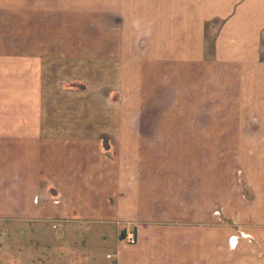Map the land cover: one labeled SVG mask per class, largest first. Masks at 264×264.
I'll list each match as a JSON object with an SVG mask.
<instances>
[{
  "label": "crops",
  "instance_id": "crops-1",
  "mask_svg": "<svg viewBox=\"0 0 264 264\" xmlns=\"http://www.w3.org/2000/svg\"><path fill=\"white\" fill-rule=\"evenodd\" d=\"M64 7L52 0H0V79H8L0 82V103L7 104L0 109V264H264V153L257 152H264V0H103L102 9L89 6L110 21L118 16V32H104L103 53L105 71L119 72L115 86L122 88L126 72L140 71L141 92L166 77L173 92L190 87L196 102L203 93L200 118L220 122L191 128L192 140L220 136L211 142L221 145L231 135V151L241 152L254 189L248 204L222 159L176 158L192 148L187 138L176 143L167 137V158L153 157L159 149L137 141L142 157L135 158L127 138L106 137L113 132L95 140V130L42 125V94L33 95L32 84L17 94L10 79L27 68L25 56L36 51V41L39 54L47 48L41 47L47 32L21 31L17 24H46L48 11ZM17 39L24 46L17 47ZM118 91L106 98L110 107L122 104ZM245 113L257 120L246 131L239 125ZM214 203L259 240L260 249L242 243L248 260L230 252L233 229L213 221ZM128 220L142 221L135 245L121 239Z\"/></svg>",
  "mask_w": 264,
  "mask_h": 264
},
{
  "label": "rangeland",
  "instance_id": "rangeland-1",
  "mask_svg": "<svg viewBox=\"0 0 264 264\" xmlns=\"http://www.w3.org/2000/svg\"><path fill=\"white\" fill-rule=\"evenodd\" d=\"M72 1L52 0L54 5L62 2L65 7L64 11L55 9L48 11L45 18L46 24L43 21L42 23L17 24V28L21 31H32L35 34L47 32V43H42L41 45V47L47 48L41 50V54H39V43L35 40L36 43H34L31 53L36 50L35 52L38 54L35 52L32 55L26 54L25 59L30 61L26 63L27 68L23 69L24 71L17 70L16 78L10 79L11 82L16 83L17 94L23 95L27 91V86L31 84L33 95L42 94V98L45 100L41 109V111L44 110L42 113L43 119L41 120L45 121L42 125L77 128L81 130L80 132L82 130L83 132L95 130L92 135L95 140L104 138L106 136L105 132L109 134L113 132V134L106 137L109 138L111 136L115 140L121 139V137L127 138V146L125 147H128L129 151L134 150L135 158L142 157V152L136 153V145L133 144H142L144 143L143 141L150 143L153 148L159 149L152 151L153 157L167 158L168 154L171 153L163 151L164 145L169 141L167 137H175L176 143H183L185 138H187L192 148L189 146V151L176 152V158L197 160L202 157L208 159L209 162L215 159H222L221 162H224L222 164L225 165L222 167L223 171H230L229 173L237 186L241 202L248 204L246 195L248 192L252 193L254 189L249 183V172L244 165L241 152L231 151L233 146H229L233 142L230 138L231 135H224V141L221 142V145H219V142H211L212 137L217 139L220 136L202 135L197 143L192 140L194 136L190 135L191 128L200 127L205 123H208L210 127L213 123L220 122L216 118H200V112L206 106L205 103H200L204 100L203 93L196 102L197 94L193 93L190 87H186L185 94L182 90L179 91L177 89L173 92L171 91L173 82L169 83L170 79L166 77L152 84L149 92H141L143 81L140 79V71L126 72L122 88L115 86L120 84L119 82L114 84V79H118L119 72L114 70L105 71L103 53L105 47L104 32H118L116 28L119 26L114 24L118 16L112 15L115 20L110 21L107 16L104 17L103 11L99 12L97 10L102 9L103 0H83L79 4L67 6ZM89 6H96L97 9L89 8ZM111 27H113V30ZM21 43L22 40L17 39V47L24 46ZM23 51L28 53L29 49H24ZM43 51L46 53H43ZM34 55H37V58L34 59ZM31 58H33L32 61ZM88 63L90 64L88 65ZM29 65L31 66L30 70L28 69ZM147 73L152 72H145V74ZM166 73L168 72L163 71L161 75ZM120 78H123V73L119 76ZM188 78L191 79L192 76L188 74ZM4 80L8 79L2 78L0 82L2 83ZM2 89L0 86V95L2 94ZM111 91H118L120 96L123 95L121 105L112 104L110 107L106 103V98ZM207 104L210 108L214 107V104H210V102ZM4 107L7 108V104L0 103V109ZM140 112H144L141 118L138 117L141 114ZM189 113L196 114L197 117L192 118ZM237 121H234L235 125ZM239 123L241 128L246 131L247 128L257 125V120L250 113H245V117L239 120ZM222 125L226 127L232 126L231 123L226 122H223ZM148 126L153 128L152 133L142 134L133 130L134 127L139 130L140 127ZM155 128H161V131L157 132ZM119 132H126V135L122 136L123 134H119ZM184 133L189 135H183ZM81 136L88 137L84 134ZM196 137L200 138L199 135ZM232 138H235V136ZM237 147L238 145H236ZM213 148L214 150H212ZM194 149L197 151H194ZM257 152L264 153L262 151ZM232 163L233 166L230 168L229 166ZM238 180H240V186L237 184ZM215 205L216 203L209 209V214H211L213 221L217 225L233 229L227 237L230 252H238L241 262L248 260L244 255L245 251L242 250V243L249 246H257L260 249L259 240L247 228L241 227V223H235L232 215L228 218L227 214H224L226 208H224L225 212L221 213L217 207H214ZM222 206L224 207L223 204ZM247 220H249L248 217ZM141 222L128 220V223L122 226L121 239L125 241L123 233L126 234V231L129 230L134 233L137 243L136 225ZM108 226L112 227V225ZM106 249L107 247L102 249L104 254ZM258 254L262 256L261 251ZM225 257L230 260L231 255L227 253Z\"/></svg>",
  "mask_w": 264,
  "mask_h": 264
},
{
  "label": "built area",
  "instance_id": "built-area-1",
  "mask_svg": "<svg viewBox=\"0 0 264 264\" xmlns=\"http://www.w3.org/2000/svg\"><path fill=\"white\" fill-rule=\"evenodd\" d=\"M123 236L125 237V241H126L128 244L132 245V244H135V243H136V238H135V235H134L133 232L127 230V231H126V234L123 233Z\"/></svg>",
  "mask_w": 264,
  "mask_h": 264
}]
</instances>
